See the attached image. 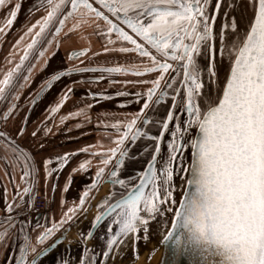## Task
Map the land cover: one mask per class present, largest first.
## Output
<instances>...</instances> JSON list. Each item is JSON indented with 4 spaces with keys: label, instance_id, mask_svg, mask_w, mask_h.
<instances>
[{
    "label": "snow or ice",
    "instance_id": "1",
    "mask_svg": "<svg viewBox=\"0 0 264 264\" xmlns=\"http://www.w3.org/2000/svg\"><path fill=\"white\" fill-rule=\"evenodd\" d=\"M20 7L19 2L0 0V8H7L0 33L11 28ZM34 8L44 14L12 45L19 51L24 37H31L19 61L0 75V104H6L0 108V121L13 122L12 133L0 132V139L11 153L5 162L12 169L8 175L16 188L13 200L5 199L0 215V249L11 248L10 242L18 235L23 241L18 254L15 250L12 255L0 253V264H38L49 249L67 239L66 224L71 226L88 215L102 183L112 188L96 203L91 226L105 222L106 243L97 253L87 247L94 237L91 227L80 232L84 255L78 264H108L110 258H123L122 249L129 240L136 251L135 241L147 239L149 221L157 217L164 221L160 243L170 246L169 264H181L182 260L186 264H264V0H39ZM70 19L75 22L65 36L94 24L98 38L120 45L104 46L103 52L138 53L140 63L99 67L83 66L80 60L51 73L41 91L62 78L89 72L101 73L90 77L91 83L103 81L104 74L131 72L137 79H109L108 83L150 86L132 94L141 102L137 111L114 122L98 119L97 127L122 132L116 136L106 133L114 146L106 148L97 141L75 151L37 158L23 150L16 138L26 134L35 138L39 131L47 136L51 129L45 122L65 105L78 82L66 87L31 133L27 117L15 125L14 113H19L22 90L31 83L36 67L32 60L45 58L49 47L59 48V34ZM88 51L87 47L73 49L68 59L84 57ZM13 54L10 51L5 57L8 63ZM46 66L47 60L42 67ZM149 74L151 78L145 79ZM39 95L32 96L29 103L34 105ZM87 95L93 103L61 116V123L69 117L91 123L90 109L99 100L111 98L103 90ZM115 95L128 93L117 91ZM169 103L171 107H167ZM159 106H165L166 114L156 119L150 113ZM152 126L158 134H151ZM166 134V150L162 151ZM141 137L152 142L150 158L137 175L122 178L129 146ZM44 149L43 143L37 144L38 152ZM80 154H87V158L73 164ZM94 158L98 159L90 182L79 191L78 202L74 200L65 208L63 194L70 190L74 175L87 174ZM17 168L23 188L15 184ZM68 168L59 189V219L43 225L37 220L33 237L31 222L20 220L21 213L34 207L41 174L45 194L50 186L55 195L58 184L51 178L58 180ZM141 231L142 237L137 235ZM58 264L74 262L62 258Z\"/></svg>",
    "mask_w": 264,
    "mask_h": 264
},
{
    "label": "flooded vegetation",
    "instance_id": "2",
    "mask_svg": "<svg viewBox=\"0 0 264 264\" xmlns=\"http://www.w3.org/2000/svg\"><path fill=\"white\" fill-rule=\"evenodd\" d=\"M239 2V0H238ZM242 6L241 8H238L236 11V15L239 16V14L242 12ZM92 19H95L92 17ZM221 20L223 17L221 16ZM75 22V19H70L67 22V25L63 29V31L59 34L60 36V44L59 48L57 49L55 46L49 47L48 51L52 50L54 54L60 49L61 45H65V49L62 51L61 56L63 57L64 61L62 63V68L66 66L67 64H72V65H77L80 60H83V66H99V67H111V66H116V65H129V64H139L140 63V58L138 56V53H120L118 51H112L105 53L103 52V47L107 46L109 48L112 47H119V44L112 45L108 44L106 39L103 38H98L94 34V24L90 25H84L81 28H78L74 30L71 34L68 36H65V33L68 32V29L72 26V24ZM100 24H103V21H99ZM219 23V21H218ZM124 46H129V45H124ZM87 47L89 48V51L86 53L84 57H80L78 59H73L69 60L68 59V52L73 50V49H79ZM59 53V54H60ZM93 53H98V55H93ZM58 54V55H59ZM55 58L57 56H54ZM35 65L38 64L39 60H32ZM101 73H82V74H77L73 75L71 78L65 77L62 78L59 81L53 82V85L51 88H45L43 91H41L42 84H39L37 86L33 85H27L21 92V96L26 91L29 89L31 86V92L29 94V99L27 101H24L22 103L19 99L17 102L18 105L20 106L19 110L22 108H27L28 109H34L37 105V102L33 105L29 103L31 100L32 96H35L36 93H40L41 96H47L48 98H53L55 102L59 98L60 94L66 90V87L70 84H72L73 81H77L78 83L75 85V90L71 94L69 100L65 103L64 106L60 109L63 112L69 113L71 111H75L77 108L83 107L85 104H92L93 101L90 96L87 94L90 91H98V90H103V92L111 97L110 99H101L95 106H93L90 111L89 115L91 117V123H85L81 117H76L77 121L75 123V127L77 124H80L81 127L77 128V131L79 132V135L88 138V136H92L94 139V145L99 141L101 144L104 145V147H112L114 146L113 142L108 138L107 134H111L112 136H116L121 133H116L111 127L105 129L103 127H97V122L98 119H102L108 122H114L115 119H123L124 114H130L138 110V108L141 106V102H137L133 95L136 92H144L147 87L150 85H136V84H122V83H113L109 84L108 80L112 79L115 81H123L125 79L128 80H135L137 77L132 74L131 72L129 73H114V74H104L105 79L101 82L97 83H91L89 78L93 76H98ZM145 79L151 78V75H146L144 77ZM48 79V78H47ZM117 91H122L128 93L126 96H119L117 97L115 93ZM20 96V98H21ZM128 101H133L132 103H128ZM120 105H124L121 107ZM167 107H171L170 103L167 104ZM4 108V107H3ZM101 113H108V115H101ZM15 114V113H14ZM166 114V108L165 106H159L156 111L150 113L151 116H153L156 119H160ZM73 120H70V122ZM1 122V121H0ZM107 133V134H106ZM151 134L156 135L158 134L157 128L155 126L151 127ZM168 139V134L165 135L164 141L162 143V151H165L164 145L166 144ZM130 152L129 156L126 158L125 164L122 166V178H127L131 176L137 175L142 169L146 166L147 159L150 158L149 153L153 150V145L150 140L147 138L141 137L138 138L137 142L135 144H131L130 146ZM144 149H147V152L144 151ZM98 158H94L93 161V168L89 170L87 174L85 173H76L74 175V181L76 180V187L77 193L79 191L83 190V187L86 183L90 182V177L91 175L95 172V164L96 160ZM175 179V177H174ZM178 182V181H177ZM74 182H72L73 185ZM71 185V187H72ZM112 188L110 184L107 183H102L99 187V190L95 194V198L92 200V202L96 203L100 200L102 196H104L108 190ZM37 191L35 192L34 196L36 195ZM77 202H78V194H77ZM97 209L95 207V204L92 205V208L90 212L96 213ZM3 214V213H2ZM1 214V215H2ZM95 215V214H94ZM83 218L80 225L76 229L80 230L83 227H86L90 224L88 228L91 227V219L87 220L89 217V212L88 215L81 216ZM79 217V218H81ZM78 218V219H79ZM20 220H29L31 222V227L29 228V232L33 235L35 233L32 232V229L35 228L37 220L39 221L40 224H46L52 222V215L49 214V205L48 202L42 212H34L33 207L31 208L30 211H26L24 213H21ZM150 222V221H149ZM73 224V223H72ZM71 224V225H72ZM69 225H65V229H68ZM63 231V230H60ZM60 231L57 232V237L60 236ZM88 231V230H87ZM77 232V231H76ZM86 233V232H85ZM106 229L103 227L100 232L96 235V241L95 245L92 250H95L97 253H101L103 249V245L106 243V237H105ZM139 235V234H137ZM79 242L81 246V239L79 237ZM69 241L68 237L67 239L62 243L64 244L65 242ZM22 237L17 236L13 241H11L12 247L9 248L8 250L0 249V253H3V255H12L13 251L15 250V254H18V248L19 244L22 243ZM52 243L54 242L51 241ZM46 244L49 243V241L45 242ZM138 243V240L135 241V244ZM60 244L53 253L49 254L46 256L42 261H39L38 264H45V261L49 258H53L52 262L50 264H58V261H60L62 258H69L72 261L74 259L72 258L73 255V248H68L65 252V254H57L56 251L59 249V247L62 245ZM70 245H72L70 243ZM69 247V245H68ZM81 249V254L84 255V246L79 247ZM140 251V250H139ZM138 251V253H139ZM137 255V254H136ZM71 257V258H70ZM102 258V257H101Z\"/></svg>",
    "mask_w": 264,
    "mask_h": 264
},
{
    "label": "crops",
    "instance_id": "3",
    "mask_svg": "<svg viewBox=\"0 0 264 264\" xmlns=\"http://www.w3.org/2000/svg\"><path fill=\"white\" fill-rule=\"evenodd\" d=\"M21 3V7L18 10L16 19L14 20L10 29L7 30L6 34L0 33V75L4 71L13 67L16 62L19 61V56L22 54L23 47L29 42L30 36H25L19 45V51H16L12 48V45L17 39L25 33L26 27L33 23L36 19L44 14L43 10H36L34 6H38L39 0H13V3ZM30 9L32 11H30ZM7 14V8H0V25L4 23V17ZM65 45H61L60 49L53 55V51L50 50L46 54V57L39 60L33 74L31 77V83L29 85L37 86L43 83L51 73L62 68V63L64 61L61 56L62 51L65 49ZM12 51L13 57L12 62L8 63L5 57L8 53ZM61 52V53H60ZM60 53V54H59ZM59 54V55H58ZM54 56H57L56 58ZM47 60V66L42 67ZM27 66V65H26ZM31 86L29 89L24 91L20 101L24 103L29 99V94L31 92ZM37 105L34 109L22 108L19 110L18 114L15 116V125H19L23 122L24 117H27V130L28 133H31L41 121H44V118L47 114L48 108L55 104L53 98H48L47 96H41L36 99ZM6 107V104H0V108ZM67 115L66 112L61 110L55 114V116L45 122L46 127L51 129L50 133L45 136L43 131H39L37 136L33 138L31 135L26 134L23 138L17 137V144L25 151H30L34 153L37 158L42 155L48 154H62L65 151H75V149L84 147L85 145H94V139L90 135L88 138L79 135L75 123L77 121L76 117H69L67 120L61 123L60 117ZM70 120H73L70 122ZM1 131L12 133L13 131V122L10 120L8 124H4L1 121ZM3 140V139H2ZM43 143L45 145L44 151H37V144ZM5 157H11L10 150L6 148L5 145L0 147V215L4 213V201L7 199L9 202L13 200V197L16 193V188L14 187L13 182L9 179V173L12 172L11 168L6 167ZM87 158V154H80L75 157L73 164L76 161ZM94 161V159H93ZM92 161V162H93ZM70 171V168L65 169L61 172L59 179L57 180L55 176L51 180H55L58 184L57 192L53 195L50 186L47 189L45 194V186L43 183V178H41L37 184V192L43 194L49 205V214L52 215L53 219H59L61 215V206L59 204V199L61 196L60 187H62L64 180L66 179L67 172ZM21 172L19 168L15 170V184H19L21 188L24 187V184L20 180ZM73 185L70 190L63 194L66 201L65 208L70 206L72 201H77V187L75 185L76 180H73ZM5 189L7 190V195L5 197Z\"/></svg>",
    "mask_w": 264,
    "mask_h": 264
},
{
    "label": "rangeland",
    "instance_id": "4",
    "mask_svg": "<svg viewBox=\"0 0 264 264\" xmlns=\"http://www.w3.org/2000/svg\"><path fill=\"white\" fill-rule=\"evenodd\" d=\"M92 212H89V215ZM170 215H167L168 219V226H170ZM90 224L86 227H83L82 229L78 230L76 233H72L70 235L69 241L62 244L59 249L56 251L57 254H65L66 250L68 248H73V255L72 258L74 259V264H78L81 249L79 237L80 232H87L89 229L88 227ZM164 227V221L160 217H157L155 221L149 222V232L147 234V239H139L138 243L135 244L136 251H133L132 241L129 240L128 243L123 247L122 249V255L123 258L120 256L115 257L114 260L110 264H148L154 256L159 255V252L161 251L159 244V241L162 239L160 235L161 228ZM141 237L143 236V232L138 233ZM70 243L72 245H70ZM69 245V247H68ZM71 246V247H70ZM140 250V251H139ZM139 251V253H138ZM137 254V255H136ZM71 258V257H70ZM53 258H49L45 261V264H50L52 262ZM44 263V262H43ZM42 263V264H43Z\"/></svg>",
    "mask_w": 264,
    "mask_h": 264
},
{
    "label": "water",
    "instance_id": "5",
    "mask_svg": "<svg viewBox=\"0 0 264 264\" xmlns=\"http://www.w3.org/2000/svg\"><path fill=\"white\" fill-rule=\"evenodd\" d=\"M0 128H1V122H0ZM0 132H2L1 129H0ZM2 145H5V142H4L2 139H0V147H2ZM93 204L96 205V201H95V202H92V205H93ZM89 212H90V211H89ZM91 214H92V215H89V217H87V218H88L87 220H89V219H91V218L94 217V214H95V213L93 214V212H92ZM106 219H107V218H106ZM82 221H85V220H83V218L81 217V218L77 219V220H76L71 226L68 227V231H67V237H68V239L70 238V235H71L72 233H76L75 228H77L78 225H80ZM104 224H105V222L102 221L101 224H99V225H97V226H95V227H92V226H91V229H92V231H93V233H94V237H93L92 239H90L89 242H88V244H87V247H88L90 250L93 249V247H94V245H95V241H96V235H97V234L100 232V230L104 227ZM88 230H89V229H88ZM65 240H66V239H65ZM65 240H62L60 244H62ZM160 241H161V240H160ZM160 241H159V244H158V245L160 246V249H161V260H160V263H159V264H169L170 257H171L170 246L163 245V244L160 243ZM54 242H55V241H54ZM54 242H53V243H54ZM60 244H58L54 249H49V250L47 251L46 255L43 256V257H41L39 261H42L46 256H48L49 254L53 253V251H55V250L57 249V247H58ZM82 246H84V242H83V240L81 241V247H82ZM104 246H105V244L103 245V248H104ZM112 260H113V259L110 258V259L108 260V264H110V263L112 262ZM39 261H38V262H39ZM181 264H186V261L182 260V261H181Z\"/></svg>",
    "mask_w": 264,
    "mask_h": 264
},
{
    "label": "built area",
    "instance_id": "6",
    "mask_svg": "<svg viewBox=\"0 0 264 264\" xmlns=\"http://www.w3.org/2000/svg\"><path fill=\"white\" fill-rule=\"evenodd\" d=\"M47 204V200L43 194L37 192L34 199V212H42Z\"/></svg>",
    "mask_w": 264,
    "mask_h": 264
},
{
    "label": "bare ground",
    "instance_id": "7",
    "mask_svg": "<svg viewBox=\"0 0 264 264\" xmlns=\"http://www.w3.org/2000/svg\"><path fill=\"white\" fill-rule=\"evenodd\" d=\"M160 260H161V251L159 252V255L154 256L148 264H159Z\"/></svg>",
    "mask_w": 264,
    "mask_h": 264
}]
</instances>
